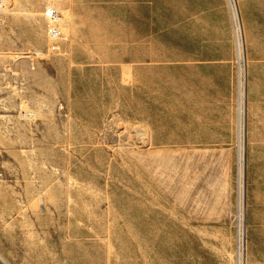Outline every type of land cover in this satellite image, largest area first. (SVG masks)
I'll return each mask as SVG.
<instances>
[{
  "label": "rangeland",
  "instance_id": "rangeland-1",
  "mask_svg": "<svg viewBox=\"0 0 264 264\" xmlns=\"http://www.w3.org/2000/svg\"><path fill=\"white\" fill-rule=\"evenodd\" d=\"M44 2L0 8V255L11 249L15 264H264V217L253 220L248 200L264 168L255 119L245 121L241 219L228 119L217 136L201 117L170 116L192 115L195 104L164 86L162 101L141 103L156 117H123L121 86L106 84L115 71L96 60L104 47L83 36L75 53L70 27L61 52L48 51ZM24 105L36 119L22 116Z\"/></svg>",
  "mask_w": 264,
  "mask_h": 264
},
{
  "label": "crops",
  "instance_id": "crops-1",
  "mask_svg": "<svg viewBox=\"0 0 264 264\" xmlns=\"http://www.w3.org/2000/svg\"><path fill=\"white\" fill-rule=\"evenodd\" d=\"M234 2L246 59L245 121L246 117L255 119L254 133L260 135L258 149L264 150V0ZM65 3L63 6L72 13L73 51L79 52L77 47L82 44L79 39L83 36L89 39L91 47L105 48L96 51L99 55L96 60L104 63L108 71H115L112 77L107 73L106 84L121 86L123 117H156L143 114L141 103L162 101V96L167 94L165 90L161 92V87H169L172 100L185 99L195 104L192 115L170 116L201 117L206 122L204 133L213 135L221 133L219 129L228 119L226 134L232 135L234 130L235 146L236 138L239 145L240 48L237 53L231 0H70ZM126 109L133 114H128ZM248 200L253 220L264 217V168L255 171ZM7 249L6 257L0 255V258L5 264H15L11 249Z\"/></svg>",
  "mask_w": 264,
  "mask_h": 264
},
{
  "label": "bare ground",
  "instance_id": "bare-ground-1",
  "mask_svg": "<svg viewBox=\"0 0 264 264\" xmlns=\"http://www.w3.org/2000/svg\"><path fill=\"white\" fill-rule=\"evenodd\" d=\"M232 1V0H231ZM5 2L6 0H3L0 3V8H2L3 10H5ZM234 2L232 1V6H233V13H234V19H235V24H236V35L238 37V47L240 48V60H239V64H238V73H239V96H240V103H239V113H240V121H241V134L239 135V145H238V151H239V182L240 186H239V217L242 219L243 217V209H244V185H243V178H244V138H245V133H244V129H245V111H246V95H245V82L247 80L245 71H246V59H244L243 61V49H242V41H241V33H240V26L238 24V15L237 12L234 8ZM65 12H69L68 10H63V18H64V26H63V30L66 34L69 33L70 31V15L68 14L67 17L65 15ZM245 58V55H244ZM246 77V79H245ZM23 112H22V116L24 118H29V119H36V112L30 110L27 106L24 105V107L22 108ZM42 200V199H41ZM41 200L38 199L37 203L39 204L41 202ZM44 201V198H43ZM240 251V250H239ZM239 254V253H238ZM242 255V253H241ZM239 255V256H241ZM240 258V257H239ZM0 263L1 264H5L4 261L2 260V258H0ZM239 264H241V259L238 262ZM243 263V261H242Z\"/></svg>",
  "mask_w": 264,
  "mask_h": 264
},
{
  "label": "built area",
  "instance_id": "built-area-1",
  "mask_svg": "<svg viewBox=\"0 0 264 264\" xmlns=\"http://www.w3.org/2000/svg\"><path fill=\"white\" fill-rule=\"evenodd\" d=\"M70 0H45L42 16L45 22V34L47 49L50 53L59 54L62 50V43L64 41V30H63V3ZM234 2V0H232ZM229 4L230 1H229ZM235 7V2L233 3ZM231 8V6H230ZM233 25L235 28V21L233 18ZM235 34L236 48L238 53V42Z\"/></svg>",
  "mask_w": 264,
  "mask_h": 264
}]
</instances>
